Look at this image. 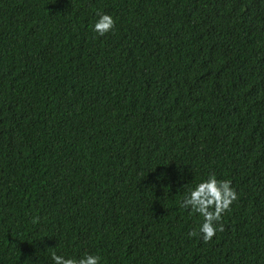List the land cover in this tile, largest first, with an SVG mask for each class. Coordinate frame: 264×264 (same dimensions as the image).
<instances>
[{"label":"trees","instance_id":"1","mask_svg":"<svg viewBox=\"0 0 264 264\" xmlns=\"http://www.w3.org/2000/svg\"><path fill=\"white\" fill-rule=\"evenodd\" d=\"M211 175L204 242L180 203ZM52 251L264 264V0H0V264Z\"/></svg>","mask_w":264,"mask_h":264},{"label":"clouds","instance_id":"2","mask_svg":"<svg viewBox=\"0 0 264 264\" xmlns=\"http://www.w3.org/2000/svg\"><path fill=\"white\" fill-rule=\"evenodd\" d=\"M114 28L113 18L106 13L98 12L92 23V31L97 36H104ZM227 179L218 181L215 175L200 181L183 197L180 203L182 208L190 209L202 217L198 231L201 239L208 242L218 231H223V225L218 223L221 214L229 208V205L236 199V192L230 186ZM196 235V232H189V236ZM52 264H101V257L88 252L78 258L66 257L50 252Z\"/></svg>","mask_w":264,"mask_h":264}]
</instances>
